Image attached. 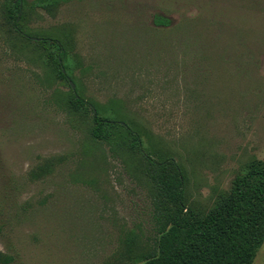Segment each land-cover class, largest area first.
Here are the masks:
<instances>
[{"label":"rangeland","instance_id":"rangeland-1","mask_svg":"<svg viewBox=\"0 0 264 264\" xmlns=\"http://www.w3.org/2000/svg\"><path fill=\"white\" fill-rule=\"evenodd\" d=\"M0 0V253L8 264H131L158 240L151 184L121 129L182 169L206 214L264 161V0ZM18 17L20 36L13 26ZM58 39L67 80L57 77ZM64 71V72H65ZM74 84V88L70 86ZM87 102L75 112L70 96ZM145 251V252H146ZM253 264H264V242Z\"/></svg>","mask_w":264,"mask_h":264},{"label":"trees","instance_id":"trees-1","mask_svg":"<svg viewBox=\"0 0 264 264\" xmlns=\"http://www.w3.org/2000/svg\"><path fill=\"white\" fill-rule=\"evenodd\" d=\"M20 3L21 0H15L17 13ZM13 26L24 36L18 28V17L14 18ZM37 41L58 49L52 60L57 77L67 80L66 67L61 62L66 56L63 44L58 39ZM73 92L71 109L85 111L87 102L76 90ZM92 120V135L98 139L108 137L113 129H121L127 137L128 149L142 158L151 184L158 234L156 246L153 250H142L134 262L138 255L128 242L116 262L131 257V264H253L264 242V161L250 163L245 172L236 175L228 192L202 214L187 205L183 172L173 157L157 161L144 152L141 136L130 124L103 117L99 111L93 112ZM11 261L12 258L0 253V264Z\"/></svg>","mask_w":264,"mask_h":264},{"label":"water","instance_id":"water-1","mask_svg":"<svg viewBox=\"0 0 264 264\" xmlns=\"http://www.w3.org/2000/svg\"><path fill=\"white\" fill-rule=\"evenodd\" d=\"M33 40H39V39H37V38H32ZM70 85H71V87L72 88H74V84L72 83V82H70ZM94 113H96L95 111H94Z\"/></svg>","mask_w":264,"mask_h":264}]
</instances>
